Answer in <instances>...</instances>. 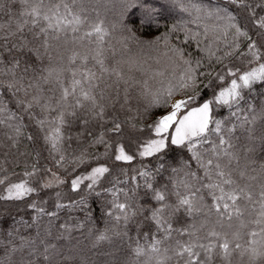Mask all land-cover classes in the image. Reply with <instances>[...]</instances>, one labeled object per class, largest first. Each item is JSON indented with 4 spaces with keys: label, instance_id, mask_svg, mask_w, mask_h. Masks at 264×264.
I'll return each mask as SVG.
<instances>
[{
    "label": "snow or ice",
    "instance_id": "obj_1",
    "mask_svg": "<svg viewBox=\"0 0 264 264\" xmlns=\"http://www.w3.org/2000/svg\"><path fill=\"white\" fill-rule=\"evenodd\" d=\"M0 264H264V0H0Z\"/></svg>",
    "mask_w": 264,
    "mask_h": 264
}]
</instances>
